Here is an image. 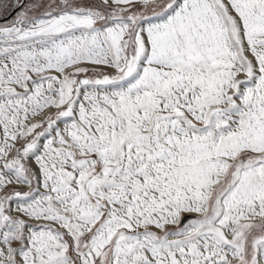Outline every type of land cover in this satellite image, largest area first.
I'll return each instance as SVG.
<instances>
[{"label":"snow or ice","instance_id":"6c2138e0","mask_svg":"<svg viewBox=\"0 0 264 264\" xmlns=\"http://www.w3.org/2000/svg\"><path fill=\"white\" fill-rule=\"evenodd\" d=\"M0 264H264V0H0Z\"/></svg>","mask_w":264,"mask_h":264}]
</instances>
